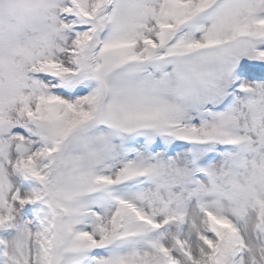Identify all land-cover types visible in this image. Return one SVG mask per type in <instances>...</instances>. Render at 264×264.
<instances>
[{
	"label": "snow or ice",
	"instance_id": "obj_1",
	"mask_svg": "<svg viewBox=\"0 0 264 264\" xmlns=\"http://www.w3.org/2000/svg\"><path fill=\"white\" fill-rule=\"evenodd\" d=\"M0 264H264V0H0Z\"/></svg>",
	"mask_w": 264,
	"mask_h": 264
}]
</instances>
